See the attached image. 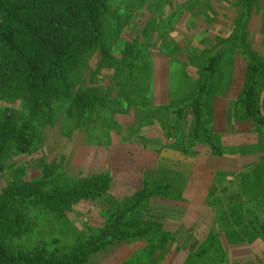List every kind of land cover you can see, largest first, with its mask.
Wrapping results in <instances>:
<instances>
[{
    "label": "rangeland",
    "instance_id": "rangeland-1",
    "mask_svg": "<svg viewBox=\"0 0 264 264\" xmlns=\"http://www.w3.org/2000/svg\"><path fill=\"white\" fill-rule=\"evenodd\" d=\"M107 4L103 43L116 72L105 66L109 55L95 50L75 77L76 87L99 102L81 115L69 100L56 97L55 126L38 128V145L31 155L18 153L4 161L0 192L19 177H39L52 188L97 173L111 176L110 188L74 202L63 216L37 208L31 214L39 211V220L32 228L21 236L6 234L3 240L15 250L46 245L67 251L107 228L110 215L149 180L170 184L173 198L158 193L144 200L121 227L160 222L164 232H172L173 237L167 236L172 242L160 249L159 241L151 246L145 239L116 241L93 253L88 264H194L198 259L206 264L213 261V250L204 253L212 240L221 242L229 264H264V242L248 215L252 212L264 223V191L257 188L261 184L256 174L243 177L264 162V128L255 131L251 121L235 112L248 81V63L264 66V0ZM213 56L218 64L205 77ZM204 77L207 125L221 154L212 152L205 138L193 146L196 152L179 149L189 146L195 121L188 103ZM260 89L264 115V86ZM11 101L0 98V109ZM19 101L12 102L18 106ZM180 106L183 115L177 122Z\"/></svg>",
    "mask_w": 264,
    "mask_h": 264
},
{
    "label": "trees",
    "instance_id": "trees-1",
    "mask_svg": "<svg viewBox=\"0 0 264 264\" xmlns=\"http://www.w3.org/2000/svg\"><path fill=\"white\" fill-rule=\"evenodd\" d=\"M107 12V0H0V98L8 102L20 100L18 106L11 101V106L0 109V171L9 156L18 153L31 155L35 151L39 127L55 126L58 120L56 97L69 100L73 104L71 109L75 108L81 115L88 114L99 102L94 94L76 87L75 77L81 76L77 73L79 67L95 50L100 55H109L105 66L116 72L111 62L113 56L108 54V47L103 43L102 18ZM218 59V56L211 57L205 77L217 66ZM247 66L248 81L240 93L237 102L239 108L235 112L243 121H251L255 131L260 132L264 128V115L259 103L260 87L264 86L260 81V76L264 78V66L253 61ZM205 77L188 103L195 121L188 139L189 146L183 145L179 149L196 152L193 146L205 138L209 149L221 154V148L212 140L207 125L208 107L204 95L208 80ZM7 112H11V116ZM175 112L178 122L183 115V107H178ZM59 171H65V167ZM254 174L255 181L261 184L257 188L264 191V178L261 177L264 162L253 166L243 177ZM45 181H39V177H19L2 188L0 264H88L93 253L104 250L116 241L145 239L149 246L159 241L162 245L158 244L156 248L163 249L161 246L169 241L167 236L173 237L172 232H164L163 225L155 221H145L144 225L132 222L130 226L121 227L127 215L139 210L144 200L158 193L173 198L169 192L170 184L155 185L148 180L127 204L110 215L107 228L86 237L74 248L56 251L46 245H35L15 250L3 238L6 234L24 235L28 228H32L39 220V211L33 216L32 211L42 207L54 216H63L74 202L93 199L108 191L111 176L97 173L75 183L63 182L52 188L45 187ZM174 198L179 199L178 196ZM23 205L26 209L22 208ZM248 215L251 225L264 242V223L258 215L252 212ZM209 237L216 239L211 234ZM220 243L219 240H212L205 247L204 253L213 250V261L206 264H229L228 258L223 259L225 255ZM194 264H200V259Z\"/></svg>",
    "mask_w": 264,
    "mask_h": 264
}]
</instances>
